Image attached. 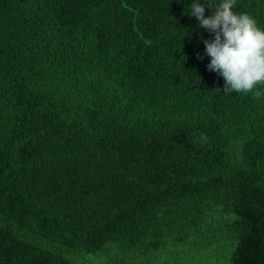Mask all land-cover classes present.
Returning a JSON list of instances; mask_svg holds the SVG:
<instances>
[{
	"label": "trees",
	"instance_id": "trees-1",
	"mask_svg": "<svg viewBox=\"0 0 264 264\" xmlns=\"http://www.w3.org/2000/svg\"><path fill=\"white\" fill-rule=\"evenodd\" d=\"M187 11L0 0V264H152L204 233L264 264V84L223 91ZM234 11L264 26V0Z\"/></svg>",
	"mask_w": 264,
	"mask_h": 264
},
{
	"label": "clouds",
	"instance_id": "clouds-1",
	"mask_svg": "<svg viewBox=\"0 0 264 264\" xmlns=\"http://www.w3.org/2000/svg\"><path fill=\"white\" fill-rule=\"evenodd\" d=\"M186 14L213 38L204 39L207 68L224 78L225 92L252 93L264 84V26L247 12L234 11L236 0H187ZM211 10L205 15V8Z\"/></svg>",
	"mask_w": 264,
	"mask_h": 264
},
{
	"label": "rangeland",
	"instance_id": "rangeland-1",
	"mask_svg": "<svg viewBox=\"0 0 264 264\" xmlns=\"http://www.w3.org/2000/svg\"><path fill=\"white\" fill-rule=\"evenodd\" d=\"M213 239L209 233H204L196 242L172 245L171 254H158L152 264H224L223 255L230 254V247L223 243H208ZM104 258L93 259L90 264H105Z\"/></svg>",
	"mask_w": 264,
	"mask_h": 264
}]
</instances>
